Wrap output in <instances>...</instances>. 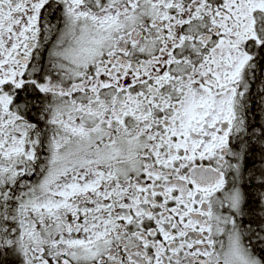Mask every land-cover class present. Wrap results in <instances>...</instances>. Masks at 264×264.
I'll return each mask as SVG.
<instances>
[{"label": "snow or ice", "instance_id": "6c2138e0", "mask_svg": "<svg viewBox=\"0 0 264 264\" xmlns=\"http://www.w3.org/2000/svg\"><path fill=\"white\" fill-rule=\"evenodd\" d=\"M0 264H264V0H0Z\"/></svg>", "mask_w": 264, "mask_h": 264}]
</instances>
